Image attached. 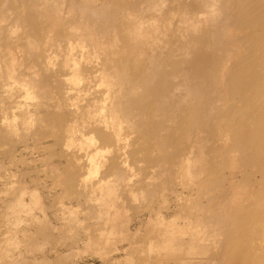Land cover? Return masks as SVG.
<instances>
[{
  "label": "bare ground",
  "instance_id": "bare-ground-1",
  "mask_svg": "<svg viewBox=\"0 0 264 264\" xmlns=\"http://www.w3.org/2000/svg\"><path fill=\"white\" fill-rule=\"evenodd\" d=\"M9 19L0 264H264V0H0Z\"/></svg>",
  "mask_w": 264,
  "mask_h": 264
},
{
  "label": "rangeland",
  "instance_id": "rangeland-1",
  "mask_svg": "<svg viewBox=\"0 0 264 264\" xmlns=\"http://www.w3.org/2000/svg\"><path fill=\"white\" fill-rule=\"evenodd\" d=\"M187 1H189V0H187ZM33 12H34V10H31V12L29 13V15L32 16L33 19L36 21V18H34V16H36V15ZM49 14H51V13L49 12ZM4 23H6L7 25L4 24ZM4 23H2V22L0 23L1 26L6 27L5 28L6 30H5L4 35H3V39L0 42V46H1V43H2V45H4L5 48H8L9 46H12L13 47V45L18 42L19 34H21L20 33V27L13 26L14 19L12 21L9 19V20H7ZM11 57L16 58V55L14 54L13 50L11 51V54H9L8 57H5V59L6 60H9V58H11ZM17 157H22V158L32 157V159L34 158L33 157V154H31L29 152V150L28 151L24 150L22 152L21 151H19V152L17 151L16 156L14 158L16 159ZM3 165L5 167H9L8 168L9 170H12V167H14V166H9L10 165L9 162L4 163ZM19 169H20V166H18L16 164V167H15L14 170H19ZM2 181H3V178L0 177V183ZM49 194L51 195L52 193L49 192ZM53 211H54V209L49 210V214L47 215V218H46V215L44 216V214L42 212L37 213L38 219L36 218V220L39 221V223L37 225H40L41 226L48 219V222L50 223V225L52 227L51 232H54L55 234H57L58 232H60V230L58 229L59 220H57L56 217H54V212ZM138 217L143 218L145 216H143V213H141L139 216H136V218H138ZM134 223L135 222L132 221V222H130L129 225L133 227ZM33 226H35V225H31L30 228H34ZM78 251L80 252V255H85L84 252H81L80 250H78ZM94 259H95L94 261L96 263L99 262V260L97 258H94Z\"/></svg>",
  "mask_w": 264,
  "mask_h": 264
}]
</instances>
